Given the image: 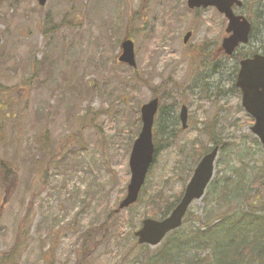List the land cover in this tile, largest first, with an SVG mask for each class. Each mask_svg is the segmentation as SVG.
Masks as SVG:
<instances>
[{"label": "rangeland", "instance_id": "374dc122", "mask_svg": "<svg viewBox=\"0 0 264 264\" xmlns=\"http://www.w3.org/2000/svg\"><path fill=\"white\" fill-rule=\"evenodd\" d=\"M249 2L234 9L258 30L238 48L241 56L264 52V13ZM46 24L60 26L48 39L40 34ZM226 24L215 9L190 11L186 0H47L43 8L0 0V160L17 174L13 188L0 186V264H148L166 239L158 247L136 243L146 199L161 191L167 200L187 184L191 143L206 152L219 143L224 151L183 232L214 215L225 179L231 194L264 173V148L234 87L238 64L218 52ZM126 35L135 44V70L115 62ZM152 92L160 107L147 193L113 217L105 239L81 258V235L104 223L126 193L139 108ZM219 204L232 213L242 206ZM251 206L264 215V190Z\"/></svg>", "mask_w": 264, "mask_h": 264}, {"label": "trees", "instance_id": "16d2710c", "mask_svg": "<svg viewBox=\"0 0 264 264\" xmlns=\"http://www.w3.org/2000/svg\"><path fill=\"white\" fill-rule=\"evenodd\" d=\"M249 3L255 11L264 13V0H251ZM250 20L252 25L251 41L255 40L258 30L256 21L252 18ZM55 30L57 28L48 27L43 30L42 27L40 33L48 39L52 35L51 32ZM241 58L240 54L231 57L235 62ZM152 95L158 96L160 94L152 92ZM205 130L209 134V130ZM214 146H219V152L223 153L224 147L222 145L214 143ZM197 147L195 143L190 144L191 156L187 169L188 176L197 165L200 157L206 153V148L201 147L200 144ZM262 169L264 170V167ZM16 181L17 174L13 172L12 167L0 160V186L4 189H11L17 184ZM229 183L230 181L225 179L219 189L216 198L219 208L214 210V215L212 217L210 215L204 216L197 220L198 225L190 227L186 232L178 229L170 233L164 242V246L153 254L148 264H264V215L256 217L255 213L258 207L251 206V203L256 204L261 196V191L264 190V173H255L251 181L247 183L248 185L241 186L239 183L231 194H227L229 193ZM212 185L217 187L215 183ZM183 190L184 184L181 185L177 194L167 198V200L162 198L161 191L151 195L146 199L148 208L145 209V216L155 219L166 217L180 200ZM146 193L147 190L144 189L142 196ZM250 194H252L251 201L248 200ZM224 195H232V197L221 199ZM241 195H243L242 202ZM237 200L239 205L243 207L241 206L234 213L224 211V208L219 204V201L224 204H231ZM140 202L142 201L140 200ZM116 215L112 210L104 223L81 235V258L91 256L94 248L105 239L108 226L111 225L112 218L117 217ZM185 219L184 223H187L188 221Z\"/></svg>", "mask_w": 264, "mask_h": 264}, {"label": "water", "instance_id": "95a60500", "mask_svg": "<svg viewBox=\"0 0 264 264\" xmlns=\"http://www.w3.org/2000/svg\"><path fill=\"white\" fill-rule=\"evenodd\" d=\"M36 1L40 6H44L46 2V0ZM241 4L239 0H187V7L190 9L216 7L218 13L227 19L225 31L227 36L221 44V51L226 56L234 54L239 45H246L249 42L250 22L241 15L235 16L232 10L234 6L241 7ZM190 37L191 33H187L183 37L182 42L186 44ZM117 61L126 67H137L134 44L130 37H126L120 43ZM239 62V71L235 84L242 95L241 105L251 117H254L255 122L250 131L252 135L259 139L264 147V55H253L249 59ZM158 107L159 99L152 98L151 101L143 104L139 109L142 125L140 134L132 143L133 146L129 155L130 181L126 187L125 196L114 210L116 213L132 207L138 201L137 199L146 179L145 176L154 159L152 127ZM180 109L179 120L182 130H186L188 109L184 106ZM218 153V147H214L198 161V165L185 186L186 188L181 196V200L173 208L168 217L157 221L145 218L142 221L141 227L134 234L138 244L157 247L168 233L178 229L182 225L189 205L193 201L202 198L208 184L213 178L214 161Z\"/></svg>", "mask_w": 264, "mask_h": 264}, {"label": "flooded vegetation", "instance_id": "af4514ba", "mask_svg": "<svg viewBox=\"0 0 264 264\" xmlns=\"http://www.w3.org/2000/svg\"><path fill=\"white\" fill-rule=\"evenodd\" d=\"M221 46V45H220ZM219 46V47H220ZM218 52L221 54V56L223 55L221 52H220V50H219V48H218ZM222 58H224L223 56H222ZM33 67H35V66H33ZM42 68H43V66H42ZM34 75H37V73L36 74H34ZM39 144V143H38ZM39 146H41V145H39Z\"/></svg>", "mask_w": 264, "mask_h": 264}]
</instances>
